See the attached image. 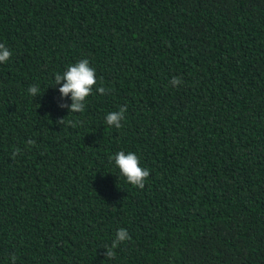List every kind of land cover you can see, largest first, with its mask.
<instances>
[{
    "label": "trees",
    "instance_id": "1",
    "mask_svg": "<svg viewBox=\"0 0 264 264\" xmlns=\"http://www.w3.org/2000/svg\"><path fill=\"white\" fill-rule=\"evenodd\" d=\"M0 44V264H264V0H0ZM82 59L69 113L54 75Z\"/></svg>",
    "mask_w": 264,
    "mask_h": 264
},
{
    "label": "clouds",
    "instance_id": "2",
    "mask_svg": "<svg viewBox=\"0 0 264 264\" xmlns=\"http://www.w3.org/2000/svg\"><path fill=\"white\" fill-rule=\"evenodd\" d=\"M11 57V52L5 47L4 44H0V63H6ZM59 88V93L61 94V99L67 97L71 94L70 105L66 103L58 102L57 106L59 108L68 109L69 113H82L85 110L86 98L93 93L94 86L97 85L96 70L90 66L88 59H82L75 64H69L63 73H56L54 75V86L61 84ZM181 83V80L177 77H173L171 84L177 86ZM53 86V87H54ZM96 91L104 94L106 89L104 87H96ZM30 96L36 97L39 94V88L36 85H32L28 89ZM127 112L126 107H121L118 111H112L106 114L105 123L108 127L121 128L122 121L124 120V114ZM59 124L65 123V118L59 119L57 121ZM69 125L75 127L76 125L73 121H67ZM29 144L33 142L28 141ZM19 152L13 154V158ZM110 161H114L115 166L120 170V175L123 176L127 183L131 184L133 187H138L143 189L145 186V180L149 177L150 172L146 168L140 166V158L131 151L125 153V151H118L109 157ZM131 237L128 231L124 228H120L115 235V239L112 241L111 245H105L104 248L106 252L104 253L107 259H112L115 257V249L122 242L130 240ZM10 260L15 264L16 257L12 255L9 257Z\"/></svg>",
    "mask_w": 264,
    "mask_h": 264
}]
</instances>
